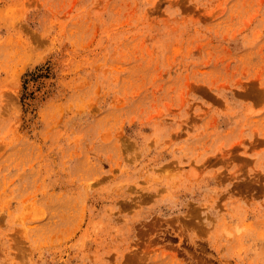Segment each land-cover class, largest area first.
Returning a JSON list of instances; mask_svg holds the SVG:
<instances>
[{"label": "rangeland", "instance_id": "rangeland-1", "mask_svg": "<svg viewBox=\"0 0 264 264\" xmlns=\"http://www.w3.org/2000/svg\"><path fill=\"white\" fill-rule=\"evenodd\" d=\"M0 264H264V0H0Z\"/></svg>", "mask_w": 264, "mask_h": 264}]
</instances>
